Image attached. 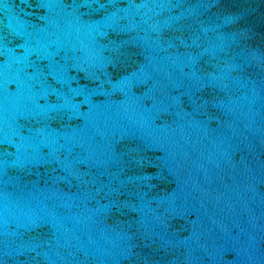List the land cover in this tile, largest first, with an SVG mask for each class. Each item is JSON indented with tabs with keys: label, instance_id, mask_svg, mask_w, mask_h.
I'll return each instance as SVG.
<instances>
[{
	"label": "water",
	"instance_id": "1",
	"mask_svg": "<svg viewBox=\"0 0 264 264\" xmlns=\"http://www.w3.org/2000/svg\"><path fill=\"white\" fill-rule=\"evenodd\" d=\"M0 264H264V0H0Z\"/></svg>",
	"mask_w": 264,
	"mask_h": 264
}]
</instances>
